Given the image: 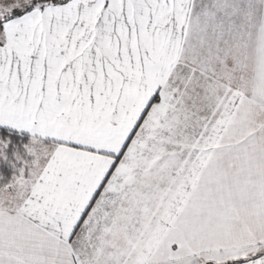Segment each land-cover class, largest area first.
<instances>
[{
	"label": "snow or ice",
	"instance_id": "obj_1",
	"mask_svg": "<svg viewBox=\"0 0 264 264\" xmlns=\"http://www.w3.org/2000/svg\"><path fill=\"white\" fill-rule=\"evenodd\" d=\"M0 264H264V0H0Z\"/></svg>",
	"mask_w": 264,
	"mask_h": 264
}]
</instances>
